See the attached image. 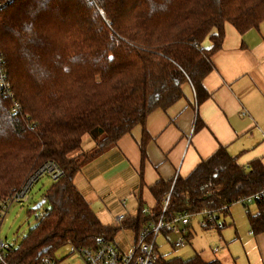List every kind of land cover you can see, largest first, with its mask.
<instances>
[{"label": "trees", "instance_id": "1", "mask_svg": "<svg viewBox=\"0 0 264 264\" xmlns=\"http://www.w3.org/2000/svg\"><path fill=\"white\" fill-rule=\"evenodd\" d=\"M226 23L240 34L258 28L264 0H13L0 7V56L13 93L0 92V201L46 160L63 170L43 195L47 208L7 253L11 264H37L68 243L112 241L123 229L137 240L168 193L166 218L231 204L264 187L260 159L245 166L219 146L187 176L151 185L156 203L147 213L139 202L134 215L103 224L74 183L84 163L182 98L184 84L196 103L209 97L202 81L214 69ZM201 125L197 117L195 128ZM87 133L95 143L83 150ZM148 139L143 127L142 165ZM256 207L247 213L254 235L264 231V201ZM159 263L221 264L198 254L159 255Z\"/></svg>", "mask_w": 264, "mask_h": 264}, {"label": "crops", "instance_id": "2", "mask_svg": "<svg viewBox=\"0 0 264 264\" xmlns=\"http://www.w3.org/2000/svg\"><path fill=\"white\" fill-rule=\"evenodd\" d=\"M224 31L221 48L212 55L214 69L202 81L207 99L196 103L192 86L184 84L182 98L165 110L150 112L144 126L135 125L115 145L84 163L74 176L77 189L101 223L116 222L118 214L134 215L139 202L150 210L156 203L151 185L159 179L187 176L219 146H225L239 164L247 166L254 159L264 164V23L243 34L226 23ZM203 45L209 47L211 42L205 39ZM197 117L203 125L195 128ZM143 127L149 139L142 165L139 144ZM94 143L91 138L81 148L90 150ZM256 212L257 207L253 212L246 209V213ZM229 215H224L222 229L209 227L203 233L209 237L217 231L218 241L193 249V255L221 264H264V231L254 235L250 227L244 231L235 227L223 235L221 231L233 224ZM124 230L134 240L133 232ZM195 233L191 225L182 247L193 245Z\"/></svg>", "mask_w": 264, "mask_h": 264}, {"label": "built area", "instance_id": "3", "mask_svg": "<svg viewBox=\"0 0 264 264\" xmlns=\"http://www.w3.org/2000/svg\"><path fill=\"white\" fill-rule=\"evenodd\" d=\"M11 1L13 0H0V7ZM0 92H3L11 99L13 98L1 56ZM18 109V103L13 101L11 112L15 113ZM42 175H47L53 181H56L63 175V170L53 160L43 162L28 176L22 186L12 189L0 201V224L8 206L13 202L25 200L33 183ZM175 178L176 176L173 179ZM168 199L169 193L164 197L161 214L154 219L146 221L137 236V240H133V243L129 244L127 251L121 250L108 240H100L95 246L68 243L62 246L64 247V252L58 253V249L54 253L44 254L39 258L37 264H71V260H74L75 264H160L156 244V239L159 235L164 234L167 236L168 232L174 234L177 239L173 242V246L180 248L186 244V238L193 218H197L198 225L203 229L214 227L220 230L224 227V224L217 222V220L220 213L228 211L229 203H225L218 208H202L195 212H179L170 218H166L164 217V210ZM260 201H264V187L235 200V202L246 206ZM147 212L148 209L143 208V213ZM124 217L125 214H118L115 220L121 221ZM12 249L8 242L0 240V264H11L6 256Z\"/></svg>", "mask_w": 264, "mask_h": 264}, {"label": "rangeland", "instance_id": "4", "mask_svg": "<svg viewBox=\"0 0 264 264\" xmlns=\"http://www.w3.org/2000/svg\"><path fill=\"white\" fill-rule=\"evenodd\" d=\"M90 140L91 135L88 133L85 134L81 147L84 148ZM52 182L53 180L49 176L42 175L33 183L25 200L22 202H13L8 206L0 224V240L8 242L12 248H16L19 245L21 238L27 233L28 229L35 225L37 221L36 217L47 208L48 205L46 203H42L38 208H34V206L41 202L43 195L50 187ZM248 207L250 211L253 212L256 208V203L246 206L239 202H233L230 204L228 211L219 214V219L217 222L224 224L223 220L226 218L228 213L233 219V224L227 226L221 231L223 235H225V232L230 233L231 230L235 229V227L241 231L247 230V228H249L246 213V209ZM224 215L226 216L224 217ZM191 225L195 227V234L197 235L193 240L192 246L188 245L180 248L174 247L173 242L177 239V237L174 234L168 232L166 234L167 238H165L163 235H159L157 237V253L164 258L180 257L182 259H188L191 257V255H193V249L197 251V249L202 247L206 248L208 243L213 245L218 241L217 231L213 233L211 232L212 235L209 237L203 234L206 230L198 225L197 218H193L191 220ZM111 242L117 245V247H119L121 250L127 251V246H129L130 243H133V237L129 230H122L116 234L114 240ZM235 246L236 244L233 245V248ZM62 252H64V247L58 250V253ZM204 255L208 257L209 254L207 249L205 250ZM71 264H75V261L71 260Z\"/></svg>", "mask_w": 264, "mask_h": 264}, {"label": "water", "instance_id": "5", "mask_svg": "<svg viewBox=\"0 0 264 264\" xmlns=\"http://www.w3.org/2000/svg\"><path fill=\"white\" fill-rule=\"evenodd\" d=\"M42 203H45V199H44V198L41 200V202L37 203V204L34 206V208H38L39 206H41Z\"/></svg>", "mask_w": 264, "mask_h": 264}]
</instances>
